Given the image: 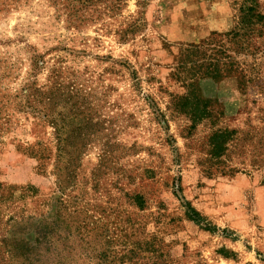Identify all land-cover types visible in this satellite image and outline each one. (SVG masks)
<instances>
[{"label":"rangeland","instance_id":"obj_1","mask_svg":"<svg viewBox=\"0 0 264 264\" xmlns=\"http://www.w3.org/2000/svg\"><path fill=\"white\" fill-rule=\"evenodd\" d=\"M240 1L0 0V264H264V28L244 77L200 80L211 118L170 107Z\"/></svg>","mask_w":264,"mask_h":264},{"label":"trees","instance_id":"obj_2","mask_svg":"<svg viewBox=\"0 0 264 264\" xmlns=\"http://www.w3.org/2000/svg\"><path fill=\"white\" fill-rule=\"evenodd\" d=\"M94 1L96 0H77L82 5H88ZM262 28H264V15L259 10L258 0H241L238 6L237 22L231 31L224 34H212L209 38L181 48L176 57L177 65L173 75L176 81L181 84L185 93L181 96L171 97L170 107L172 112L184 116L192 127L211 118V100L203 98L198 92L200 80L220 81L232 75L244 77L238 57L253 54L251 50L252 39L260 36V29ZM47 94L51 95L54 100V91L50 90L40 95L44 96L47 102L50 101L53 105H56L47 97ZM58 110H61V108H58ZM60 112L57 114L58 117L63 114ZM75 120L76 114H73L72 121L67 126L63 120H60V123L53 124L54 134H56L58 141L61 142V134L66 129H69L67 134H74L81 130L79 124H74ZM229 139L230 134L227 131L213 133L210 137L212 145L210 155L213 158L220 157L224 151L225 143ZM34 154H39V150H34ZM133 199L137 205H140L138 202H142L140 196H134ZM187 209L193 213L188 217L195 220L193 217H196V212L189 205Z\"/></svg>","mask_w":264,"mask_h":264}]
</instances>
